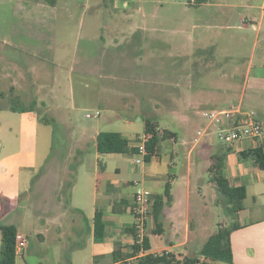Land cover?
I'll return each mask as SVG.
<instances>
[{
    "label": "crops",
    "instance_id": "1",
    "mask_svg": "<svg viewBox=\"0 0 264 264\" xmlns=\"http://www.w3.org/2000/svg\"><path fill=\"white\" fill-rule=\"evenodd\" d=\"M102 1L94 5L95 11L107 8L106 2ZM40 2L41 5L35 3L33 9L30 3L27 6L33 10L35 18L29 33L30 41L20 44L4 40L0 51V97L5 101L0 103V223L15 224L18 233L27 238L24 249L16 254V264H113L119 260L140 264L144 255L162 252L172 259V264H184L186 258L195 257L204 264H216L199 255L204 243L216 231L205 234L211 230L207 209L192 197V155L199 143L207 150L212 162L213 156L221 153L212 144L210 132L206 133L204 129L200 133L202 139H193L191 129L195 123H204L205 110L237 107L261 119L257 115L262 111L258 108L247 111L243 101L228 106L221 101L232 90L229 83L237 80L239 69L227 70L216 56L221 51L219 36L226 38L230 34L226 31L235 27L229 23L234 21L240 30L235 36L238 44L251 43L253 47L244 81H264V0H202L191 5L205 7L187 13L182 20L180 15L174 30L166 27L165 17L157 9L149 11L148 2L138 0L141 24L123 26L110 22L102 26L101 34L90 44L92 46L87 45L81 51L76 49L71 59L64 53L62 42L55 46L53 30L55 25L64 23L56 20L60 13L48 10L42 0ZM109 13L113 18L115 11ZM44 24H48L47 29ZM198 30H202V34L215 33L203 59L197 57L198 46L192 45L201 35ZM168 34L184 35L193 51L188 53L180 43L179 53L184 50L188 58V63L184 61L183 65L190 67L166 77L156 72L163 67L157 62L166 47L174 48L171 41L167 42ZM74 73L80 78L79 95L84 100L68 103L61 97L66 94L67 98H72L75 94ZM243 93L244 90L242 96ZM89 99L99 109L106 107L112 113L111 119L120 120L122 131L118 132L128 139L129 152L133 147L132 151L138 153V142L142 141L146 154L149 153V144L154 139L152 134L146 133L141 139L140 136L129 137L128 131L139 112L145 115L144 122L152 119L159 123V128L162 115L172 114L180 126V133L175 132L173 139L181 151L188 150L185 163L179 169L177 166L170 168L162 161L160 149L164 139L156 138L154 154L149 161H146V154L144 156L145 186L155 195H161L169 183L172 201L165 204L159 226L153 216L149 220L146 238L150 249L139 256L133 254L134 217L130 211L133 180L119 179L121 167L117 163L114 172L108 167V158L129 152L99 153L97 137L100 129L83 130L73 140L72 158L76 163L70 170V185L65 178L69 177L66 174L71 164L65 163L64 167L65 159L57 157L54 164H59L55 169H48L36 187L40 172L55 149L54 138H51L40 153L41 126L51 128L52 135L51 125H54V120L46 118V113L65 108L86 109L81 106L87 105ZM143 99L148 100L146 109H142ZM167 99H173L172 106L166 105ZM226 148L229 152L222 155L231 185L246 187L244 203L251 188L253 199L257 201L260 195L264 196V169L255 164L250 153L255 144L245 140ZM170 156L175 163L179 155L172 151ZM180 179L185 181L184 186L179 187ZM21 199L25 201L22 208L18 205ZM244 207L239 216L241 228L231 235L234 262L264 264V215L254 218L251 209ZM97 211L102 212L105 223L102 239L95 237ZM151 234L163 237L166 244L155 248ZM1 237L0 230V248Z\"/></svg>",
    "mask_w": 264,
    "mask_h": 264
},
{
    "label": "rangeland",
    "instance_id": "2",
    "mask_svg": "<svg viewBox=\"0 0 264 264\" xmlns=\"http://www.w3.org/2000/svg\"><path fill=\"white\" fill-rule=\"evenodd\" d=\"M41 0H0V51L1 45L4 40H9L10 42H18L28 43L30 41L29 33L31 27L34 25V16L32 15L33 6L35 3H40ZM99 0H58V4L52 8L49 4L44 3L47 9H52L60 13L56 17V20L62 24L55 25L53 30L54 36L56 39L55 46L58 47L62 44L64 45V53L68 54L69 59L72 58L73 52L78 49L79 51L83 50L87 45L93 43L94 39L100 36L102 31V26L110 22L118 23L119 25L123 26H135L141 24L142 18L139 16L138 10V0H104L107 4V8L103 9L102 11H95L94 5L98 3ZM102 1V0H101ZM211 2V0H209ZM103 2V1H102ZM148 2V10H158L163 17H165L164 21L166 22V27L169 30H174L177 28V20L179 17L186 15L187 13H194L200 9H203L205 5L194 6L187 3V0H146ZM29 3L32 5V9L27 7ZM142 5H144L142 3ZM153 5H157L158 8L154 7ZM53 6V5H51ZM41 9V7L39 8ZM43 10V9H42ZM115 11V15L113 18L110 17L109 11ZM67 13V14H66ZM61 14L68 15V17H61ZM151 20V19H149ZM234 22V21H233ZM230 21L229 24H235V27H232L230 30H227L226 33L228 36L225 38L224 36H219L220 41V52H217V59L222 61L225 64L227 70L233 71L234 67L239 69L237 74V80H232L229 84L232 86V90L227 95V97L221 98L223 103L226 105L230 104H237L239 102L244 103L245 108L247 111L256 110L257 108L260 109L262 112L261 114L257 115V117L261 118L260 120L264 123V81L255 82L253 80H249L247 82L244 81L245 73L248 69L249 57L253 50L252 44H245L244 46L239 45L236 41L240 30L236 27L237 23H233ZM48 24H44L45 29H47ZM65 28H64V27ZM190 30L188 29V32ZM224 31V29H222ZM172 32V31H170ZM191 32V31H190ZM198 34L202 32V30L197 31ZM171 35V36H170ZM215 33H211V35L207 32L201 33L198 37V41L193 43L192 45H197L198 50L196 51L197 57L200 59L206 58L207 55V46L212 42V38ZM182 37V41H181ZM167 35V42H172L173 47L170 46L166 47L164 54L157 63L160 64L162 69H159L158 75L159 76H172L177 72V70H181L183 68H189L190 66H184L183 62L188 63V58H186L185 51L182 50L179 53L178 45L181 43L182 46L186 47L187 52L191 53L193 49H191V44L187 39H184V35ZM170 39V40H169ZM98 41V40H97ZM92 46V45H90ZM202 48V49H201ZM207 48V49H206ZM206 49V50H204ZM182 63V66L180 65ZM253 71V74L255 73ZM183 71V70H182ZM59 76L61 75V69L58 72ZM75 83V94L72 98H67L66 94H63L61 99L65 102L71 103L73 102L84 100L79 95L81 84L80 78L76 73L72 75ZM215 82V79H213ZM210 82L209 84H211ZM213 84V83H212ZM214 84H217L215 82ZM226 84V83H225ZM244 90L243 96L242 92ZM242 96V97H241ZM147 99H143L142 109H146ZM5 101L3 98L0 97V103H4ZM87 105H83V108H74V109H61L60 111H51L46 113V118L50 120H54V125L52 127V135H51V128H46V126L42 125L40 129V153H42L43 148L46 146L45 144L50 141L51 138H54L55 141V149L53 150L51 157L45 164L44 168L41 170V174L38 179V184L36 187L39 186V181L44 176L45 172L48 169H55L54 160L57 157H62L65 159L63 166L65 163L68 165L71 164L68 168L67 176L65 181L70 183L72 182V172L73 170L72 165L76 163L75 159L72 158V144L73 140L77 139L83 130H92L94 128H98L101 131H122L120 126V120L116 119L113 120L112 113L106 108H98L92 101L88 100ZM166 105L169 106L173 104V99H167ZM97 110H100L101 115L98 117L88 118L86 117V112L88 111L91 114H95ZM204 111V123L200 121V123H195L193 128L191 129V138H200L202 137L198 130L203 131L207 128L208 123H210L209 119L205 116ZM145 115L139 112L136 116V120L134 121L133 127L129 129L128 134L131 138L132 136L138 137L140 139L145 135V122H144ZM61 120V121H60ZM63 122L61 124L60 122ZM204 124V125H203ZM206 124V125H205ZM160 126L158 123V128L160 130V137L163 139V131H170L164 138L165 142L160 149V154L162 157V161L166 162L167 165L169 164L170 168L179 167L185 163L184 157H187L188 150L181 151V147L178 143L174 141V133H180V126L177 121H174L172 114L165 113L162 115L160 119ZM212 128V126L210 125ZM209 128V127H208ZM215 132H212L214 131ZM210 132V140L214 145L215 149L218 153L226 154L229 152L228 148L231 145L225 143L223 140L220 139L216 126L212 129H207ZM206 135V134H205ZM202 139V138H200ZM142 141L138 142L140 145ZM239 143V142H237ZM135 148H131V152L127 154H121L110 158H108V167L109 171L114 172V165L117 163L121 167V174L118 176L121 181H130V180H140L143 185V169L146 166V162L142 154L134 153L132 150ZM178 154L179 156L176 157L175 163L171 160V153ZM208 152L202 144L199 143V146L195 149L192 155V164H193V182H192V197L193 199H198L205 205V209H207L208 216H207V223L209 226L211 225V230H207L205 234H209L211 231L214 232L218 229V227L223 224L224 226L229 227L231 223V217L227 215L225 210V206L223 203L222 195L217 191L216 187L211 181V172L209 170L210 166L212 165V159L208 158ZM62 159V160H63ZM135 159H140L141 162L136 163ZM214 161V160H213ZM213 163V162H212ZM54 165V167H53ZM57 168H59L57 166ZM61 168V166H60ZM178 176L179 172L177 171ZM165 178H168L167 176ZM184 180L180 179L179 187L184 186ZM68 185V186H69ZM132 190L134 187L132 186ZM131 189V188H130ZM254 190L250 189V195L246 199L244 205L251 209L252 215L254 218L258 216L264 215V196H259L257 201L253 199ZM23 198V197H22ZM18 205L22 208V205L25 204V201L22 199L19 200ZM5 204H9L5 202ZM13 204H16L13 202ZM20 208V209H21ZM250 220V219H249ZM208 226V227H209ZM151 241L155 248L158 246H163L166 244V241L163 237L159 235H150ZM201 261V260H200ZM202 264L201 262H197L196 264ZM216 264H227L226 262H216Z\"/></svg>",
    "mask_w": 264,
    "mask_h": 264
},
{
    "label": "trees",
    "instance_id": "3",
    "mask_svg": "<svg viewBox=\"0 0 264 264\" xmlns=\"http://www.w3.org/2000/svg\"><path fill=\"white\" fill-rule=\"evenodd\" d=\"M49 5L55 6L58 0H42ZM202 0H198L200 2ZM1 108V106H0ZM12 109H16L12 106ZM145 133L152 134L154 139L149 144V153L147 152L145 158L149 161L154 154V146L157 143L156 138L161 139L158 123L152 119L145 121ZM170 131H163V139ZM171 133V132H170ZM129 141L120 132L115 131H101L97 137V149L99 153H127L129 152ZM153 150V151H152ZM254 157L255 164L264 169V150L262 148H254L250 150ZM213 163L209 170L211 172V181L216 187L217 191L223 197V203L227 215L231 217L230 226H219L215 233H213L201 248L199 255L205 259L214 262H226L227 264H236L233 257V249L231 243V235L234 230L241 228L239 216L244 207V200L247 196V189L245 186L231 185L228 177L225 174L224 157L223 155L213 156ZM172 201L171 186L166 185L163 194L155 195V202L153 206V217L157 226H159V219L162 214L165 204ZM95 237L102 239L105 236V223L103 221V214L97 211L95 215ZM1 230V248H0V264H16V236L18 228L15 224L0 223ZM158 232V231H157ZM145 250L150 249L148 237L144 243ZM134 252L137 253L139 246L133 245ZM120 259V258H119ZM117 259V260H119ZM172 259L166 252L151 254L148 253L141 258L140 264H172ZM199 258H186L184 264H196ZM204 264V262H202Z\"/></svg>",
    "mask_w": 264,
    "mask_h": 264
},
{
    "label": "built area",
    "instance_id": "4",
    "mask_svg": "<svg viewBox=\"0 0 264 264\" xmlns=\"http://www.w3.org/2000/svg\"><path fill=\"white\" fill-rule=\"evenodd\" d=\"M188 4H198V0H187ZM100 112L95 114L88 113L87 117H98ZM205 116L210 123L206 128L212 129L216 126L217 133L221 140L229 145L237 142L251 140L255 144V148L264 150V123L255 118L252 114L242 112L240 108L232 107L230 109L210 110L205 112ZM212 126V128L210 127ZM209 127V128H208ZM215 131V130H214ZM201 133V131H199ZM138 153L143 157L146 154V148L143 142L138 146ZM136 163L141 162L135 159ZM134 187L133 201L130 205V211L134 217V245L139 246L138 256L146 252L144 243L149 228V220L153 216V206L155 202V194L142 184L140 180H133ZM27 244V238L19 233L16 236L15 251L20 253ZM113 264H132L129 260H119Z\"/></svg>",
    "mask_w": 264,
    "mask_h": 264
}]
</instances>
